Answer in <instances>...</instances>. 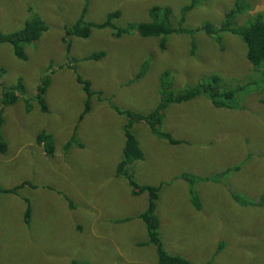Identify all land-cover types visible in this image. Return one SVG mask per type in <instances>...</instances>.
<instances>
[{
  "label": "rangeland",
  "instance_id": "1",
  "mask_svg": "<svg viewBox=\"0 0 264 264\" xmlns=\"http://www.w3.org/2000/svg\"><path fill=\"white\" fill-rule=\"evenodd\" d=\"M84 1L0 0L2 32L19 30L34 18L47 26L24 47L26 60L16 58L10 45H0V93L18 79L25 88L2 113L0 188L29 184L15 195L0 192V264H157L155 248L144 244L148 238L139 219L148 194L132 195L127 177L117 172L127 118L112 106L140 115L151 112L164 71L174 93L213 76L222 91L237 92L227 101L233 109L214 107L204 96L169 105L160 130L181 141L175 145L156 137L142 121L131 124L143 157L126 170L136 185L163 183L155 214L164 249L190 264H264V201L241 206L231 196L253 203L264 196V63L251 66L236 34L219 32L217 42L195 31L206 22H221L235 2L244 8L235 26L247 25L264 15V0H196L183 24L192 32L168 36L164 51L158 38L126 34L115 39L110 29L93 30L87 39L67 38L70 57L76 59L70 65L100 92L89 98L90 111L79 122L87 96L66 67L62 38ZM189 2L90 0L85 20L100 23L118 10L114 24L123 28L149 22L152 7L167 6L175 23ZM96 52L104 56L78 61ZM142 65V77L135 80ZM45 76L51 82L43 112L35 92ZM41 131L53 137L52 156L36 142ZM73 134L75 141L64 148ZM184 173L193 176V187L180 178ZM212 175L220 180H203ZM190 189L200 211L191 204ZM25 201L31 208L29 225L23 221ZM123 218L130 220L115 222Z\"/></svg>",
  "mask_w": 264,
  "mask_h": 264
},
{
  "label": "trees",
  "instance_id": "2",
  "mask_svg": "<svg viewBox=\"0 0 264 264\" xmlns=\"http://www.w3.org/2000/svg\"><path fill=\"white\" fill-rule=\"evenodd\" d=\"M90 0L84 1V6L81 9V14L79 18L73 22L69 27H65L64 36L62 38V43L65 45V54L68 60V68L75 73V80L81 86L83 92L86 94L87 99L84 103L83 109L78 116V121L80 122L85 115L90 111L89 98L92 96L100 95V92L93 91L91 89V83L87 80L81 78V76L76 73L75 64L76 59L70 57L71 45L68 42L67 38L75 37L78 39H87L93 30L101 29H110L111 36L115 39H118L126 34H135L141 38H158L159 39V49L164 51L166 49L167 37L173 34H188L192 30H187L183 27V24L186 19V15L191 11L197 4L196 0H190L188 5H185L180 10V16L177 18L176 22L171 20L172 9L167 6H155L148 11L149 22L131 24L129 26L119 28L116 27L114 21L120 17V12L115 10L107 14L105 20L100 23H93L85 20V13L87 6ZM244 8L239 6V3L235 2L234 9L226 12L223 15V20L218 24L204 23L201 27L196 28L195 31H203L208 36L215 37L216 41L219 42L218 33L227 31L232 34H236L242 42L245 44L246 60L251 64L254 69L259 68L264 63V15L257 14L251 20L248 21L246 25L235 26L234 20L238 14L243 12ZM47 26L44 21L40 18H34L28 21H25L23 27L19 30L10 33H4L0 30V45L8 44L12 49L13 55L20 59L26 60L24 53V47L29 46L36 42L40 36L46 32ZM104 56L103 52H96L87 57H83L78 61H98ZM75 63L74 65H70ZM145 65H142L139 74L136 76L135 80H138L142 77V71ZM4 69L0 68V79ZM51 79L49 76H45L40 86L36 89L35 99L40 106L41 111L46 112L47 107L44 100V94L50 85ZM172 87V78L168 71L161 73L159 79V90H158V103L156 107L145 115H140L135 112L128 110H121L117 106L113 105L112 108L117 115L124 116L127 118V124L124 126L123 135H124V144L122 148V158L118 163L117 172L123 174L127 177L130 187H132V195H138L142 192H147L148 202L146 209L139 215V219L143 223L146 233H147V242L146 244H151L156 251L157 255V264H190L185 258L168 253L164 247L159 234V219L155 214L157 201L159 198V192L163 185L159 184L157 186H148V185H136L134 180L130 177L126 166L130 165L132 162L142 159V153L138 149V142L135 136L131 132V124L135 121H142L149 128L150 132L156 137L166 140L168 143H180L179 140H174L169 133L162 132L160 130V125L164 119L165 109L171 104H180L188 101H192L198 97L204 96L207 97L210 103L217 108H230L235 107L230 106L227 102L230 99L234 98L237 93L235 90L231 91H222L219 85V78L213 76L211 79L195 84L192 87L185 88L180 92L174 93L171 91ZM25 91L23 82L21 79H18L15 84L9 87H2L0 93V131L3 126L2 113L6 106H10L17 102L20 96L23 95ZM29 111L28 102L25 100V112ZM75 141V135L73 134L69 141L66 143L64 148H67L71 143ZM36 142L42 146L45 155L52 156L54 153V140L51 134H48L44 131H41L36 136ZM3 146V145H1ZM5 151V146H3L2 153ZM220 178L222 174H219ZM193 176L184 173L180 175V178L184 179L189 188L193 187L195 181L192 179ZM204 181H218L220 180L217 176L212 175L210 177H205ZM24 185H29L26 183H21L18 186L13 188H0V192L4 194H15L16 191L23 187ZM191 204L197 211H200L201 204L198 199L197 194L190 189L189 190ZM233 200L241 206L255 205L258 206L263 203L264 196H262L259 202L253 203L247 200L241 199L236 194L231 195ZM26 208L24 214V223L29 225L30 223V213L31 208L28 205V202L25 201ZM129 218H123L116 220L115 222H126L129 221ZM143 245V244H142Z\"/></svg>",
  "mask_w": 264,
  "mask_h": 264
},
{
  "label": "crops",
  "instance_id": "3",
  "mask_svg": "<svg viewBox=\"0 0 264 264\" xmlns=\"http://www.w3.org/2000/svg\"><path fill=\"white\" fill-rule=\"evenodd\" d=\"M196 99H197V98H196ZM203 143L205 144V142H203ZM162 186H163V185H162ZM9 195H15V194H9ZM261 196H263V195H261ZM261 196H260V197H261Z\"/></svg>",
  "mask_w": 264,
  "mask_h": 264
}]
</instances>
